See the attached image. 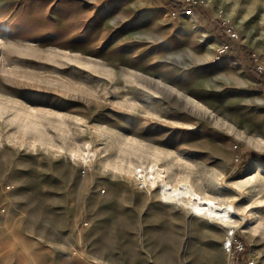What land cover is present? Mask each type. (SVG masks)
<instances>
[{"label":"rangeland","instance_id":"obj_1","mask_svg":"<svg viewBox=\"0 0 264 264\" xmlns=\"http://www.w3.org/2000/svg\"><path fill=\"white\" fill-rule=\"evenodd\" d=\"M173 1L0 0V264H221L226 228L138 187L162 149L264 264V0Z\"/></svg>","mask_w":264,"mask_h":264},{"label":"bare ground","instance_id":"obj_2","mask_svg":"<svg viewBox=\"0 0 264 264\" xmlns=\"http://www.w3.org/2000/svg\"><path fill=\"white\" fill-rule=\"evenodd\" d=\"M159 152L148 162V165L140 166L139 170V165H136L132 172L138 187H145L140 186L141 183L146 185L150 192L149 200H152V189H154L161 202L176 203L187 209L193 217L206 218L222 228L226 225L237 226L239 221L246 219L232 200L207 192L192 178L182 177L174 180L170 175L169 166L161 162L162 156L167 155V151L162 149ZM75 156L81 158V161L87 165L97 157V152L89 145L81 151L78 150Z\"/></svg>","mask_w":264,"mask_h":264},{"label":"built area","instance_id":"obj_3","mask_svg":"<svg viewBox=\"0 0 264 264\" xmlns=\"http://www.w3.org/2000/svg\"><path fill=\"white\" fill-rule=\"evenodd\" d=\"M226 33L231 40L239 36V31L232 24L227 26ZM227 47L228 45L225 48ZM256 69L264 71V66L262 64H258ZM139 178L141 177L139 176ZM141 185L146 186L144 183H141ZM225 228L226 234L223 238L222 246L227 254L228 264H257L258 262L256 258H254L250 253H246L247 245L245 240L239 236L237 231L238 228L231 225H226Z\"/></svg>","mask_w":264,"mask_h":264},{"label":"trees","instance_id":"obj_4","mask_svg":"<svg viewBox=\"0 0 264 264\" xmlns=\"http://www.w3.org/2000/svg\"><path fill=\"white\" fill-rule=\"evenodd\" d=\"M165 2L166 3H168V4H171V5H175L174 3V1L173 0H165ZM179 3V2H178ZM191 7H193L195 10H196V12H197V9L198 8H200V6H197V5H191ZM198 13V12H197ZM246 48V47H245ZM237 56H238V58H241V56H240V54H237ZM256 72L258 73V75H257V79L261 82V83H263V85H264V71H259V70H257L256 69ZM253 154H255V155H260L258 152H254Z\"/></svg>","mask_w":264,"mask_h":264},{"label":"crops","instance_id":"obj_5","mask_svg":"<svg viewBox=\"0 0 264 264\" xmlns=\"http://www.w3.org/2000/svg\"><path fill=\"white\" fill-rule=\"evenodd\" d=\"M204 12V11H203ZM225 235H223L222 237L218 238V241H217V245L219 247V251H220V254L222 256V262L221 264H225V258H224V249H223V246H222V242H223V238H224Z\"/></svg>","mask_w":264,"mask_h":264},{"label":"snow or ice","instance_id":"obj_6","mask_svg":"<svg viewBox=\"0 0 264 264\" xmlns=\"http://www.w3.org/2000/svg\"><path fill=\"white\" fill-rule=\"evenodd\" d=\"M2 108H3V105H2V102H0V112H2ZM2 118H3V116L0 115V119H2Z\"/></svg>","mask_w":264,"mask_h":264}]
</instances>
